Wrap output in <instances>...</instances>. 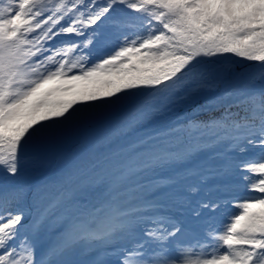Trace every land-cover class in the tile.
I'll return each instance as SVG.
<instances>
[{"label": "snow or ice", "instance_id": "1", "mask_svg": "<svg viewBox=\"0 0 264 264\" xmlns=\"http://www.w3.org/2000/svg\"><path fill=\"white\" fill-rule=\"evenodd\" d=\"M0 264H264V0H0Z\"/></svg>", "mask_w": 264, "mask_h": 264}]
</instances>
